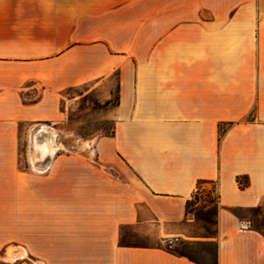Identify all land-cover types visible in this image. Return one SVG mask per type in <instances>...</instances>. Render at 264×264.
I'll use <instances>...</instances> for the list:
<instances>
[{"label":"crops","instance_id":"1","mask_svg":"<svg viewBox=\"0 0 264 264\" xmlns=\"http://www.w3.org/2000/svg\"><path fill=\"white\" fill-rule=\"evenodd\" d=\"M92 89L112 103L110 133L87 143L96 157L54 155L62 129L45 126L49 166L32 151L38 171L24 169V126L65 120L63 102ZM206 184L216 199L194 198L209 197ZM263 213L264 0H0V246L14 241L11 257L264 264Z\"/></svg>","mask_w":264,"mask_h":264},{"label":"rangeland","instance_id":"2","mask_svg":"<svg viewBox=\"0 0 264 264\" xmlns=\"http://www.w3.org/2000/svg\"><path fill=\"white\" fill-rule=\"evenodd\" d=\"M90 86L85 87L87 90ZM79 89L76 88L71 93H79ZM102 91L100 89H92L87 92L82 98L65 100L62 105V108L65 109L68 113V116L63 121L59 122H47L43 121L40 124H37L38 130L37 132L29 127L24 126V134H23V166L24 169H32L30 166V154L31 159L36 155L37 148L34 142H38V144H43L41 141L36 140L39 130H41L45 126H54L60 127L62 130L58 132L54 130L53 140L54 143H57L58 146L54 155H73V156H88L95 158L96 154L93 152V147L87 146V143L91 139H95L96 137L102 135H108L111 131L113 120L110 117H107V106L112 105L109 101L101 100ZM34 127V126H31ZM36 127V126H35ZM67 127H70L74 132H68L66 130ZM65 130V131H64ZM33 135V136H32ZM33 137V144L31 143ZM53 140H51V144L53 146ZM60 142V143H59ZM45 143V142H44ZM64 146H62V144ZM33 145V150H32ZM54 148V146H53ZM55 150V148H54ZM36 162V161H35ZM34 171H38L37 169ZM203 192L208 190L207 195L209 197H205V193H202L201 196L199 193L194 195L196 199H207L212 200L216 199V187L212 184H206L201 187ZM200 191V190H198ZM201 192V191H200ZM195 201V200H194ZM192 210H197L199 207H191ZM31 218L30 211L24 212V221H29ZM258 219L264 223V213L262 217H258ZM29 225V223H28ZM30 229L27 230L29 232ZM135 242H153V240L149 237H141L136 236L134 239ZM16 243L13 241L8 245L0 246V264H46L36 258L35 256L26 255L24 257L17 256L11 257L10 252L15 250ZM20 248V247H19Z\"/></svg>","mask_w":264,"mask_h":264},{"label":"bare ground","instance_id":"3","mask_svg":"<svg viewBox=\"0 0 264 264\" xmlns=\"http://www.w3.org/2000/svg\"><path fill=\"white\" fill-rule=\"evenodd\" d=\"M36 140H37V137H36ZM35 143V146L37 148V153L36 155H34V157L32 158V162L34 163L35 161L37 160H40V159H43L45 158L47 155L49 154H53L54 153V148L52 146V144L49 142V143H43V144H38V142H34ZM36 168V167H35ZM20 253H16V252H13L12 253V257H17L19 256Z\"/></svg>","mask_w":264,"mask_h":264},{"label":"water","instance_id":"4","mask_svg":"<svg viewBox=\"0 0 264 264\" xmlns=\"http://www.w3.org/2000/svg\"><path fill=\"white\" fill-rule=\"evenodd\" d=\"M44 132L42 133V137L40 139H44L46 143H49L51 142L52 140V135H51V132L50 130H48L49 128L48 127H44ZM52 154H49L47 155V157H49V160L47 163H45L42 167H40V171H43V170H46L49 166V161H50V158H52Z\"/></svg>","mask_w":264,"mask_h":264},{"label":"built area","instance_id":"5","mask_svg":"<svg viewBox=\"0 0 264 264\" xmlns=\"http://www.w3.org/2000/svg\"><path fill=\"white\" fill-rule=\"evenodd\" d=\"M180 236H171L164 240L165 245L168 249H173L174 246L180 241Z\"/></svg>","mask_w":264,"mask_h":264}]
</instances>
